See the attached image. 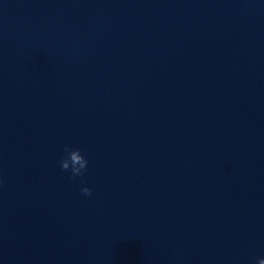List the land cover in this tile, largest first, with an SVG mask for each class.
I'll list each match as a JSON object with an SVG mask.
<instances>
[{"label":"water","instance_id":"95a60500","mask_svg":"<svg viewBox=\"0 0 264 264\" xmlns=\"http://www.w3.org/2000/svg\"><path fill=\"white\" fill-rule=\"evenodd\" d=\"M262 258L264 0H0V264Z\"/></svg>","mask_w":264,"mask_h":264},{"label":"clouds","instance_id":"9594fccd","mask_svg":"<svg viewBox=\"0 0 264 264\" xmlns=\"http://www.w3.org/2000/svg\"><path fill=\"white\" fill-rule=\"evenodd\" d=\"M64 151L66 156L59 161L62 171L70 172V178L74 179L78 176H83L88 168V160L82 155L79 148H73L65 145ZM81 193L85 196H90L92 190L84 186L81 188ZM258 264H264V258L259 259Z\"/></svg>","mask_w":264,"mask_h":264}]
</instances>
